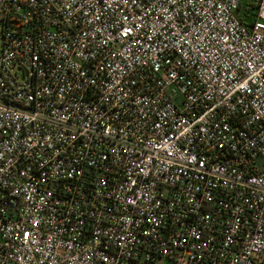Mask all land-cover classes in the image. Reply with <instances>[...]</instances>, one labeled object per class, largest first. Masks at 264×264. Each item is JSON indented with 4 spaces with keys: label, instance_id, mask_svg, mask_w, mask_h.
I'll return each instance as SVG.
<instances>
[{
    "label": "built area",
    "instance_id": "1",
    "mask_svg": "<svg viewBox=\"0 0 264 264\" xmlns=\"http://www.w3.org/2000/svg\"><path fill=\"white\" fill-rule=\"evenodd\" d=\"M0 264H264V0H0Z\"/></svg>",
    "mask_w": 264,
    "mask_h": 264
},
{
    "label": "rangeland",
    "instance_id": "2",
    "mask_svg": "<svg viewBox=\"0 0 264 264\" xmlns=\"http://www.w3.org/2000/svg\"><path fill=\"white\" fill-rule=\"evenodd\" d=\"M245 2V4L244 5H246L247 4V2L246 1H244Z\"/></svg>",
    "mask_w": 264,
    "mask_h": 264
}]
</instances>
